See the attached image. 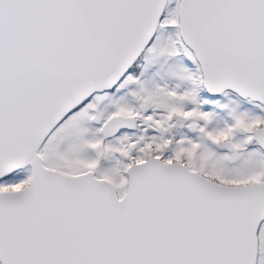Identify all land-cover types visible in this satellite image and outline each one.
<instances>
[{"label": "snow or ice", "instance_id": "6c2138e0", "mask_svg": "<svg viewBox=\"0 0 264 264\" xmlns=\"http://www.w3.org/2000/svg\"><path fill=\"white\" fill-rule=\"evenodd\" d=\"M0 264H264V0H0Z\"/></svg>", "mask_w": 264, "mask_h": 264}]
</instances>
